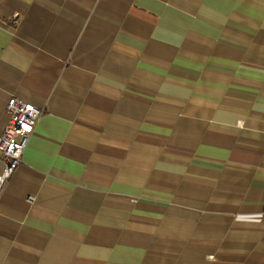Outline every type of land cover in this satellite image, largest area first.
<instances>
[{"label": "crops", "instance_id": "obj_1", "mask_svg": "<svg viewBox=\"0 0 264 264\" xmlns=\"http://www.w3.org/2000/svg\"><path fill=\"white\" fill-rule=\"evenodd\" d=\"M0 264H264V0H0Z\"/></svg>", "mask_w": 264, "mask_h": 264}, {"label": "built area", "instance_id": "obj_2", "mask_svg": "<svg viewBox=\"0 0 264 264\" xmlns=\"http://www.w3.org/2000/svg\"><path fill=\"white\" fill-rule=\"evenodd\" d=\"M6 109L10 119L0 135V192L21 163L29 138L43 112L42 109L15 97L9 99Z\"/></svg>", "mask_w": 264, "mask_h": 264}]
</instances>
